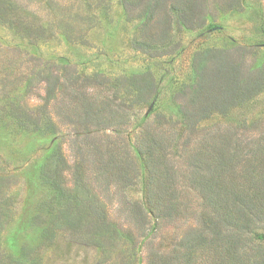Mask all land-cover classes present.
Instances as JSON below:
<instances>
[{"label":"rangeland","instance_id":"374dc122","mask_svg":"<svg viewBox=\"0 0 264 264\" xmlns=\"http://www.w3.org/2000/svg\"><path fill=\"white\" fill-rule=\"evenodd\" d=\"M116 150L127 185L94 179ZM0 264H264V0H0Z\"/></svg>","mask_w":264,"mask_h":264},{"label":"trees","instance_id":"16d2710c","mask_svg":"<svg viewBox=\"0 0 264 264\" xmlns=\"http://www.w3.org/2000/svg\"><path fill=\"white\" fill-rule=\"evenodd\" d=\"M138 153H140V151H138ZM56 160L59 162L58 157ZM61 160L63 161L62 158ZM140 160L142 161L141 165H143V171H144L143 191L145 192V194L143 195L142 199L143 201L145 200L144 201L145 203H141V205L139 204L137 205L140 206V208L142 207V209L144 208L148 209L149 212L151 213L156 212L157 217H159L161 215V211L159 210L158 207H161V202L157 198L161 199V176L158 174V172L152 173V170L149 167V163L151 162L150 153L149 156L147 154L145 157H141ZM96 161H98V158L96 159ZM112 164H114V170L112 168L113 166ZM101 165H102V171H100L99 173H97L96 176H94L95 180H97L99 176L100 178L103 177L104 179L106 177L116 178L118 181L127 185L131 182V177L132 179L135 177V175L129 176L130 173L128 170L129 169L128 158L123 157V155L120 154V150H118V152L116 150V155L114 154V160L111 163V165H110V160L107 162H101ZM73 174L75 179L74 180L75 185L79 190V192L76 193L69 192L68 189L63 188L62 185L58 183L59 178L61 177V173L59 172V170L54 169V173H52L53 178L51 179L52 180L51 185L55 189L58 202H63L60 203L62 204L61 207L55 209H58L62 216L68 217V220L70 221L68 223V228L72 232H76V230H78L83 226L82 222H86L87 224L86 232H88L87 236L91 237L92 234H94V232L98 231V230L96 231L92 230L93 224L99 223L101 226L107 225V223H105L107 220L106 218L107 215L105 214L107 213L105 212V209L99 204V201L95 199V197L92 195V192L88 188L89 186L87 184L86 185L84 184L85 177H83L82 172L75 171V173ZM81 192H84V195H82ZM153 196L155 197V200L158 201L151 202V197ZM87 218L93 220L87 222ZM205 223L206 224L203 227L204 230L198 231V233L195 234V237H192V240L196 242V244L200 247L207 245L211 241L215 242L216 240H218V238H216L215 236L211 237L210 235L211 233L219 234V231L216 229V227H214L215 225L212 222L210 223V221L209 222L205 221ZM111 230L113 229L112 227L109 226V228H106L105 231H111ZM99 232L102 233L101 231ZM99 232L97 234H99ZM207 234L210 235V237L208 236L206 237L205 235Z\"/></svg>","mask_w":264,"mask_h":264}]
</instances>
